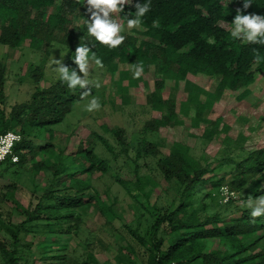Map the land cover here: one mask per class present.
Returning a JSON list of instances; mask_svg holds the SVG:
<instances>
[{"label":"trees","instance_id":"obj_1","mask_svg":"<svg viewBox=\"0 0 264 264\" xmlns=\"http://www.w3.org/2000/svg\"><path fill=\"white\" fill-rule=\"evenodd\" d=\"M136 2L133 0V3ZM51 7H55L53 12L49 10ZM237 9L242 14H264V0H253L247 9L243 8L242 0H231L230 3L229 0H151L150 11L142 18L143 29L137 35L122 33L126 36L125 41L119 47L110 49L87 36L82 23L89 14L80 0H0V45L18 49L28 41L31 49L47 51L52 42H58L68 47L69 56L63 64L75 68L70 56L74 55L79 44L90 41L89 47L111 73L124 63L133 67L142 63L144 72L153 66L157 78L154 90L146 95V102L162 114L160 118L148 121L145 130L156 131L177 122L176 101L162 94L165 81L177 83L185 81L189 74H201L217 80L218 92L241 90V95L248 91L257 73L264 74V45L233 39L230 30L221 25V22L231 25ZM134 11L131 5H125L123 12L117 14L126 23ZM79 21L81 24H77ZM6 71L0 60V133L13 130L22 137L14 146L19 160L11 162L7 159L0 163H5L7 167H21L27 154H33L35 146L44 151L50 147L49 144L34 145L28 138L29 130L47 129L61 122L76 102L82 100L83 90H70L56 79L45 88L37 87L30 99L14 104L9 115L5 116L1 107L6 97ZM31 73L36 81L43 76L39 66H35ZM131 84L134 82L131 81ZM215 99L214 92L192 84L179 109L186 113L192 105L194 122H208L211 132L220 118L208 120L204 118V113L212 108ZM112 134L120 151L128 155L130 143L124 129L114 128ZM102 142L109 146L104 139ZM140 146L136 150L137 157L143 153L146 157H155L157 171L176 189L175 206L155 213L144 234L125 226L129 235L144 249V264H264V216L253 218L250 210L241 206H235L239 216L231 218H226V213L218 210L221 206L228 207L236 199L230 197L223 202L222 186L236 195L246 184L257 182L259 187L254 198L264 196V148L244 149L241 158L228 156L232 163L220 161L212 167L210 161L201 163L196 159L190 147L181 142H173L165 155L159 154L158 145L154 142L144 140ZM224 149L231 151L227 147ZM47 152L52 153L51 150ZM74 156L73 161L79 159L74 165H55L48 160L33 161L31 167L35 173L48 170L52 178L34 205H16L24 216L22 221L12 224L0 215V232L7 235L0 234L1 264H20V236L29 231V224L44 221L49 231L71 234L79 229L81 214L89 208L106 210L110 213L109 217L114 218V212L100 200L99 193L90 182L96 172L106 173L109 170L108 161L98 156L85 138L79 140ZM34 157L31 156V159ZM218 167L229 178L225 175L216 177L213 172ZM209 173L213 175L208 178L206 175ZM64 176L65 179L62 178ZM209 181L211 190L220 193L219 199L209 191L207 196L211 198V204H194L197 189ZM135 183L140 194L149 195L150 191L145 187L151 183L150 178L146 177L143 182L139 179ZM214 240L221 245L208 249L206 241ZM43 242L41 248L45 252L53 250L56 243L53 239ZM117 259L118 263L135 264L128 257L121 259L117 256Z\"/></svg>","mask_w":264,"mask_h":264},{"label":"rangeland","instance_id":"obj_2","mask_svg":"<svg viewBox=\"0 0 264 264\" xmlns=\"http://www.w3.org/2000/svg\"><path fill=\"white\" fill-rule=\"evenodd\" d=\"M54 8L51 7L50 12H53ZM113 17L126 28V23L121 21L117 13H113ZM77 24H81V21ZM221 25L231 31L230 24L221 22ZM142 29L141 26L126 29L124 33L137 35ZM60 56H64V63L69 56L68 47L58 42H52L47 51L31 49L28 41L18 49L0 45V60L7 68L6 97L1 107L5 116L9 115L14 104L30 99L31 93L37 87L45 88L57 79L53 71L55 65L50 67L49 62L52 57L59 59ZM35 66L41 67L43 71V76L37 81L31 73ZM133 69L130 63H124L119 64L117 70L111 73L106 67L98 68L94 62L90 63L87 78L93 83L99 81L100 87H93L91 95L76 102L61 122L47 129L29 130L28 138L32 139V143L49 144L48 150L52 153L39 150L35 146L33 154H27L26 162L21 167H7L5 163H0V215L3 220L12 224L24 219L16 205H34L51 181L52 175L48 170H40L38 173L33 171V161L48 160L55 165L77 164L79 159L73 161V158H76L75 151L79 140L85 138L92 144L95 153L107 160L110 166L106 173L98 171L92 175L90 182L99 193L100 200L114 212V218H110V213L106 210L89 208L81 214L79 229L71 234L49 231L44 221L29 224V231L20 236V264H81L84 261L86 264H123L118 263L117 256L121 259L128 257L135 264H144V249L129 235L125 226L144 234L149 229L155 213L175 206L173 202L176 193L174 184L163 180L157 171L155 157H146L144 153L137 157L136 150L140 145L142 147L144 140L156 143L160 155L167 154L173 142H181L190 147V152L196 159L201 163L210 161L212 167L217 166L220 161L232 163L228 156L241 158L244 149L264 148L263 73H257L255 81L248 86V91L241 95V90L218 92L217 80L201 74H189L185 81L177 83L167 80L162 94L165 98L176 101L177 122L160 127L156 131H146L145 124L160 118L162 114V111L152 109L146 102V95L154 90L157 75L153 66H150L140 79H133ZM131 81L134 84H131ZM192 84L216 95L212 108L204 113V118L208 120L220 118L219 124L211 132L208 122H194L192 105L186 113L179 109ZM93 96L99 99L101 108L88 112L85 105ZM119 127L124 129L130 143L128 155L120 151L112 134V130ZM101 138L109 146L104 144ZM225 147L231 151H226ZM33 155L35 157L31 159ZM213 174L219 178L226 172L219 168L215 169ZM213 174L209 173L206 177L209 178ZM146 177L151 180L145 187V190L150 191L148 196L140 194L135 183L139 179L143 182ZM225 177L229 178V175ZM62 178L65 179V176ZM211 186L209 181L197 189L194 204H211V198L207 196L209 191L214 198L219 199L220 193L211 190ZM258 187L257 182L246 184L241 192L236 193L232 204L228 207L221 206L218 210L226 213V218L239 216L235 206L246 208L247 201L258 199L254 198ZM0 234L7 236L3 231ZM52 239L56 242L53 250L42 251L43 241ZM219 245L221 244L216 240L206 241L208 249Z\"/></svg>","mask_w":264,"mask_h":264},{"label":"clouds","instance_id":"obj_3","mask_svg":"<svg viewBox=\"0 0 264 264\" xmlns=\"http://www.w3.org/2000/svg\"><path fill=\"white\" fill-rule=\"evenodd\" d=\"M231 0H229V3ZM243 8L247 9L253 0H242ZM81 6L85 7V12L88 13V18L83 20L82 26L86 30L87 36L94 38L101 45H106L110 49L119 47L126 39L123 35L127 30L140 27L142 18L150 11L151 0H143L133 3V0H80ZM125 5H131L135 11L130 14L126 20V28L124 24L118 23L113 17V13L123 12ZM154 26H158L154 24ZM230 36L233 39L243 42L264 45V14H242L240 9H237L234 18L231 21ZM91 42L79 44L74 51V55L70 58L76 65L71 68L63 64V57L59 59L52 57L49 66L55 65L53 71L56 73V78L66 84L70 90L82 89L81 98L91 95L92 87L99 88V81L92 82L87 76L90 71V63L98 68L103 67L100 58L96 57L94 52L89 47ZM67 54V53H66ZM257 57V62H259ZM144 72L142 63L135 65L132 71L133 79H140ZM101 108L100 101L93 96L92 99L85 105V110L88 112L96 111ZM12 145L7 144L0 149V159H3L8 154ZM227 191V189H225ZM245 207L250 210V215L253 218L264 216V196H260L255 201H247Z\"/></svg>","mask_w":264,"mask_h":264},{"label":"built area","instance_id":"obj_4","mask_svg":"<svg viewBox=\"0 0 264 264\" xmlns=\"http://www.w3.org/2000/svg\"><path fill=\"white\" fill-rule=\"evenodd\" d=\"M21 134L18 131L8 130L6 132L0 133V149L4 148L7 144L11 143L12 147L7 155L4 156L1 161L10 159L11 162H17L19 160L18 155L14 152V146L21 140ZM226 186L221 187V195L223 197V202H227L230 197H235V193L232 191H225ZM170 264H190V263H177L171 262Z\"/></svg>","mask_w":264,"mask_h":264}]
</instances>
